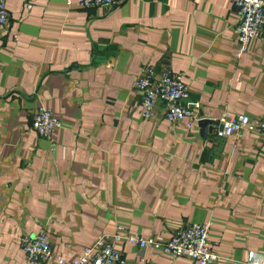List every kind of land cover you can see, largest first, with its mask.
I'll return each instance as SVG.
<instances>
[{"label": "crops", "instance_id": "0c3cea01", "mask_svg": "<svg viewBox=\"0 0 264 264\" xmlns=\"http://www.w3.org/2000/svg\"><path fill=\"white\" fill-rule=\"evenodd\" d=\"M2 1L0 264H26L25 235L44 233L71 261L118 225L164 243L208 221L218 257L210 264H248L250 252L264 258V139L214 135L223 114H264V25L238 56L231 0L96 9ZM145 66L182 74L196 119L171 125L161 102L151 118L140 116L134 83ZM40 106L61 123L52 142L30 127ZM120 250L136 263V247ZM143 254L147 264H197L152 248Z\"/></svg>", "mask_w": 264, "mask_h": 264}, {"label": "built area", "instance_id": "2783aa9c", "mask_svg": "<svg viewBox=\"0 0 264 264\" xmlns=\"http://www.w3.org/2000/svg\"><path fill=\"white\" fill-rule=\"evenodd\" d=\"M119 0H65L66 6L75 5L81 9L112 7ZM231 8L236 19L237 55L248 51L250 43L261 36L264 25V0H231ZM8 11L5 3L0 0V30L8 24ZM135 89L141 94L140 116L149 119L153 116L159 102L163 104V117L170 123L184 124L187 118L193 119L194 104L189 102V90L181 73L173 72L169 66L156 73L151 66H145L134 83ZM214 135L217 138L233 136L240 139L244 133H252L264 139V114L250 118L245 115L227 117L223 114L217 121ZM221 126V128H219ZM31 129L40 137L52 142V135L61 127L60 121L49 109L37 107L31 119ZM189 128L190 124H186ZM54 147V144H52ZM212 222L194 223L183 229L174 230L164 243L154 237H139L129 233L122 225L110 235H101L84 248L71 261L56 255L44 233L34 237L23 236L20 247L25 255L26 264L53 262L55 264H128L120 250L124 244L136 247L140 252L135 264H147L144 250L152 248L159 254L174 260L186 258L197 264H210L218 260L217 254L210 247L209 235ZM248 264H264V258L250 252Z\"/></svg>", "mask_w": 264, "mask_h": 264}, {"label": "water", "instance_id": "95a60500", "mask_svg": "<svg viewBox=\"0 0 264 264\" xmlns=\"http://www.w3.org/2000/svg\"><path fill=\"white\" fill-rule=\"evenodd\" d=\"M201 122V125L202 124H205V123H209V121H207V120H202V121H200ZM219 128H221V126H219Z\"/></svg>", "mask_w": 264, "mask_h": 264}]
</instances>
